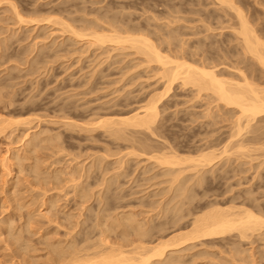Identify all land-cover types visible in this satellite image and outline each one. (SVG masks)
<instances>
[{
	"label": "rangeland",
	"instance_id": "rangeland-1",
	"mask_svg": "<svg viewBox=\"0 0 264 264\" xmlns=\"http://www.w3.org/2000/svg\"><path fill=\"white\" fill-rule=\"evenodd\" d=\"M234 1L264 41V0ZM43 19L80 28L142 27L166 54L188 61L197 49L192 58L205 56L225 74L238 76L235 69L246 65L264 81V69L240 52L236 15L216 0H0V264H58L53 244L84 246L86 233L95 241L97 214L112 193L116 200L104 215L129 211L153 223L165 221L162 214L182 198L173 200L178 192L168 168L150 159L157 154L141 150V142L196 155L237 140L231 139L236 111L197 98L180 81L160 103L167 105L154 133L112 135L101 119L128 115L162 93L165 83L131 51L89 49ZM34 133L36 139L25 142ZM261 146L249 147L245 157L232 148L230 157L222 155L208 168L201 185L194 183L195 171L183 173L194 198L182 206L184 218L166 231L168 237L178 227L187 231L196 216L211 210L210 203L264 215V150L254 151ZM81 187L89 197L79 196ZM181 248L173 264H242L250 254L264 264V236L257 234L240 240L232 233ZM235 249L248 252L236 255Z\"/></svg>",
	"mask_w": 264,
	"mask_h": 264
},
{
	"label": "bare ground",
	"instance_id": "bare-ground-1",
	"mask_svg": "<svg viewBox=\"0 0 264 264\" xmlns=\"http://www.w3.org/2000/svg\"><path fill=\"white\" fill-rule=\"evenodd\" d=\"M216 2L234 12L238 19L237 27H233V30L240 41L241 54L254 59L264 69V41L251 26L243 10L234 0H216ZM16 15L21 23L27 22L18 13ZM42 21L54 22L62 26L63 33L70 34V38L78 42H86L89 49L98 47L111 48V52L131 51L130 55L141 57L140 66L147 65L148 68H152L155 75L165 83L162 93L154 94L143 106L128 115L100 120V123L117 138H123L128 130L154 133L161 108L167 105V102L162 105L160 103L176 81H180L184 87L193 89L197 98H212L218 107L232 108L238 115L235 131L231 137L237 140L233 146L232 141L225 144L223 150L208 148L196 155H181L155 150L141 142V150L149 154H157L150 159L156 160L159 166L168 168L167 175L172 177L171 188H176L178 192L173 200L182 199H178L165 210L162 214L165 221L153 223V219L139 218L137 214L129 211L104 215V212L112 209L110 202L116 200L114 193L105 196L103 208L99 210L94 226L98 229L96 240L91 241L92 233H86L83 242L87 243L84 246L53 244V252L57 255L58 264H157L159 262L173 264L180 261V256L173 257L174 253L183 251L181 246L186 242H199L232 233H237L240 240L250 239L254 234L259 237L264 236V215L235 205L222 208L219 203L208 204L206 207L211 210L196 216L187 231H183V227H178L177 234L171 237L166 234L168 229L179 225L184 218L182 206L187 205L188 201L194 198L192 194L194 189L189 184V180L181 179L183 173L187 170L195 171L194 183L201 185L208 168H213L222 155L230 157L232 148L235 154L245 157L250 150L249 147L264 145V125H261L264 123V81L246 65L243 69H235L238 76L234 73L225 74L218 70L219 65L208 62L205 56L200 59L192 58L197 54V49L188 56V61L184 56L166 54L142 27L126 24L121 28L118 24L102 26L90 23L80 28L62 20L55 22L53 19H43ZM241 63L246 64L242 61L239 64ZM1 123L3 124L4 121ZM246 134L252 137L245 140ZM29 135L25 142L30 143L36 139L35 133ZM263 150L264 146L254 149V151ZM78 193L83 198L90 196L85 187H81ZM113 231L118 233L115 234L114 241H110V233ZM247 252L235 249L236 255ZM249 257L251 262L248 261ZM249 257L245 256L242 264H258L252 254Z\"/></svg>",
	"mask_w": 264,
	"mask_h": 264
}]
</instances>
